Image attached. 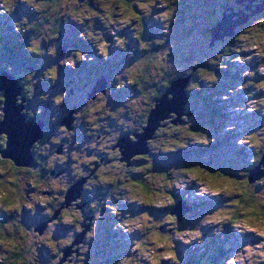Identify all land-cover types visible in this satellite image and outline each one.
Masks as SVG:
<instances>
[{"label":"rangeland","instance_id":"obj_1","mask_svg":"<svg viewBox=\"0 0 264 264\" xmlns=\"http://www.w3.org/2000/svg\"><path fill=\"white\" fill-rule=\"evenodd\" d=\"M102 1L100 4L95 1L96 4L102 7L100 11L91 12L85 8V5L80 10L95 18L93 22L89 21L91 27H94L93 24L97 21L101 23V26L97 24L96 27L102 31L107 45L104 44L105 46H102L100 42L84 40V46L81 49L76 47L70 49L69 47L52 54L49 47L48 51L43 52L44 54L41 53L40 59L44 65L47 68L52 66L51 70L56 69L57 71L56 85L54 88L43 92L45 96L40 93L43 96L42 99H35L34 104L30 106V108L33 107L31 108L33 111L41 114L42 110H45L46 106L50 105L52 107V114L50 115L52 119H57L60 113L63 112V108H65V111L69 109L70 112L71 107L76 106L79 109L76 123L78 122L77 127L82 132L88 131L87 128L91 126L83 124L82 127L81 121L90 123L94 118L93 112L89 111L92 107L87 106L91 105V103L86 104L83 95L87 93L90 86L94 85L93 82L96 81V76L93 75L106 72L104 71L105 68L101 67V62H99L101 58L99 57H103L101 55L104 54L110 62L116 61L113 63L114 65L112 64L108 68L109 73L116 75L124 71L122 66H125V64L121 65L122 62L120 60L122 57L128 59L125 62L129 63L130 59L136 60L142 56L131 50L132 47H135L134 41L130 36V31L133 29V24L131 23L132 15L123 13L122 7L112 9L111 5L113 3L111 0ZM129 1L131 3L132 0ZM198 1L203 3V9L194 10L189 2L185 3V5L188 6L186 9L187 15L190 18L198 17L199 20H208L212 16L216 17L222 6H229L231 3V0ZM141 2L142 4L150 5L145 10L144 16L147 19L151 18L154 23V29L164 30L163 26L165 27L168 20L164 14L171 9V3L173 4L174 0H141ZM85 3L87 1L83 2V4ZM135 7L137 8L136 5ZM105 10L112 12L114 15L107 23L103 20L106 24L102 22ZM193 14H198L199 16ZM0 16L7 18L11 25H13L12 21L18 19L16 12L5 11L1 5ZM29 18H33V16L29 15ZM11 19L13 20L11 21ZM70 23L73 22L71 21ZM85 23L84 20H81L77 27L72 24L76 29L73 31L74 38L81 37L82 30L84 31V29L89 27ZM179 25L177 21L172 24L170 42L173 45L184 44V42H181V38L176 36L180 31ZM241 25H239L240 27L237 26L240 32H238V36L234 37V46H241V49L236 53L237 60L233 64L234 69L241 75V78L235 80L226 79L222 77L221 73L214 74V77V75H209L207 72L203 76L195 78L197 83L204 85L202 91L207 93V99L209 100L203 102L197 99L194 112L200 119L199 123L203 125L200 131H204L210 140L205 143L206 140L204 138L202 140L198 137L197 140H193V143L197 147H207L208 152L203 162L208 163L212 161V157H216L211 165L222 167L224 172H221V168H217L221 172V176L215 177L216 174L212 176L205 172V167H199V169L195 167L192 170H186L182 168L179 162H176V160H183L178 158L166 164V167H170L169 175L155 172L158 170V165L155 163L151 172L130 171L124 176L120 164L107 163L104 168L108 169L110 174L121 178V180L115 187L110 189V192L104 190V188L99 190L100 188L96 187L94 191L92 190L93 197H91V202L93 205L90 206L95 214V221L91 232L95 231L96 236L94 241H88L86 239L88 234L85 233L82 238V240L85 238L84 242L80 241L83 246L85 244L90 245L89 264H98L101 257L104 258L105 264H115V260L118 258L133 260L137 264H151V261L147 259L148 256L159 257L157 264H190L189 262L197 258L205 263L207 262V264H264V235H262L264 233V213H262V210L247 206L239 221H230L227 217V215H231L230 212L234 209L233 206H226L228 199L234 200L232 197L233 193L241 191L243 187L241 182L246 177L252 153L257 152L259 144L264 145V114L261 112V109H264V93L263 89L260 88V84H264V16H252L248 26L241 27ZM0 32L1 34L7 33L6 29L0 30ZM191 32L192 35L189 37L191 42L196 43L198 46L203 45V40L198 35L193 34V30ZM122 40H127V42L120 46V41ZM224 42L231 45L230 38L226 37ZM2 44L3 42L0 45ZM193 50V48L187 49L190 54ZM168 67L169 71L180 72L182 70L185 71L188 65L187 61L183 63L177 57V63L169 64ZM64 72L69 73L72 84H68V78L65 77ZM107 82L108 86L106 87H111L109 86V81ZM197 83H193L192 87L197 86ZM99 85L102 86L100 83ZM11 90L13 93L16 92L15 87H12ZM111 90H114L111 94L115 96L112 102L114 104L122 102L120 98L122 95L119 94L121 89L112 88ZM36 95L38 96L39 94ZM80 95L82 98H80ZM127 95H130L129 92ZM60 97L62 98V104L57 103ZM137 99L138 97L136 96L131 97L134 103H136ZM176 100V106L167 107L170 111L176 108L180 111L182 110L185 101L184 95L181 93ZM207 101L210 102L208 107L205 106ZM17 103L18 106H21L23 102L17 101ZM129 103L131 102L129 101ZM134 103L133 107L136 108ZM250 108L253 111L250 112L248 110ZM131 115L124 120L127 123L122 122L124 128L138 127L134 125L136 120L133 121ZM37 128L36 132L39 134L41 132L40 124L37 125ZM97 128L98 126L95 127V129ZM226 128H230V130L225 131ZM185 130H183V133ZM51 133L52 136L59 137L57 131ZM95 139L96 137L94 141L92 139L87 141L89 148L92 150L96 148L95 142L100 141L98 137L97 140ZM137 141L134 140V142ZM151 143L157 146V138ZM81 144V149L87 148L85 142ZM101 145H104V142L99 144L98 151H100ZM153 145L151 147L156 149ZM38 150L42 156H46L48 153L51 154L48 158L46 157L48 161L53 160V157L57 158L58 155L63 157L65 154L63 149H61L63 154H59L61 153L60 151L55 154L57 147L53 148V146L46 143L38 146ZM244 155L246 156L244 157ZM239 159L242 160V163H240ZM25 161H28V159L25 158ZM208 164L210 165V163ZM258 169L257 171L264 172L263 165H260ZM9 178L13 179L14 176L11 175ZM53 179L58 178L48 176L37 183L47 185ZM135 180L141 183L144 181L149 187V193L144 194L139 186H135ZM261 180H264V175L258 181L259 186L262 185L260 183ZM21 183H24L23 189L20 187ZM17 187L19 188V193L21 191L24 192L25 199H30V194H38L46 196L52 201L53 192L55 191H40L38 188L32 187L25 176L16 181V191ZM262 190H255L253 194L255 196L262 195ZM71 193L77 194V191L74 190ZM186 203L191 204L193 208L191 211L184 213L187 209ZM177 204L182 209H179L178 220L176 221L169 216L165 209L168 207L176 208ZM106 206H109V209H114L113 214L109 210L105 211ZM20 207L21 210L15 212V217H12L14 220H10V222L22 221L24 226L26 224L24 237L17 241L4 239L0 248H9L12 251L15 248H19L20 251L18 252H22L23 257H35V259H29L31 261L29 264H36L37 260L39 264H48L49 259H52L51 256L55 253L52 251L53 245L59 246L57 241L72 239L73 236L74 239H77V235L83 233V230L77 232L73 224H64L62 222L63 216H60L58 220H55L56 218L47 220V213L42 215L40 211V209H48L47 205H34L33 209H26L23 204ZM240 209L243 210L245 207L241 206ZM73 212L70 210L69 214L72 215ZM10 213L12 214L13 212ZM11 214L6 215V218L10 217ZM107 214L111 215V217L106 216ZM172 214L176 216L175 212ZM133 221L136 223H133ZM117 224L122 225V228L113 231V227ZM27 227L30 229L32 227V229L34 228V230L37 229L38 231L40 229L42 233L38 235L36 231H27ZM105 228L112 230V234L109 236L105 235L107 231ZM128 228H132V231H127ZM160 228L161 231H158ZM227 233L234 234L238 243L232 244V242L228 241ZM40 237L45 239L40 240ZM6 241L9 242L7 245ZM117 241L121 242L119 244L126 243L124 249H115ZM133 241L136 242L134 243ZM21 242L26 247H21ZM136 245H140V247L137 248ZM219 245H222L224 257L211 259V255ZM71 247L72 244L68 246L69 249ZM224 248H229V250L225 251ZM30 249H35V251L29 252ZM133 249L135 250L133 251ZM69 264H74V262Z\"/></svg>","mask_w":264,"mask_h":264},{"label":"trees","instance_id":"obj_2","mask_svg":"<svg viewBox=\"0 0 264 264\" xmlns=\"http://www.w3.org/2000/svg\"><path fill=\"white\" fill-rule=\"evenodd\" d=\"M85 1H87V3L83 4ZM95 1H97L96 3L98 4L103 2L102 0H31V2H29V0H7V3H5V0H0V5L3 6L5 11H14L18 14L17 20L12 21L13 19H11L14 26L9 24L10 22L7 18H2V16H0V30L3 31L6 29L7 33L5 34L8 36L7 37L0 32V42H3V44L0 45V72L5 71L13 75L14 79L17 80L21 86L18 101H21V99L24 100L22 113L25 115L26 120L41 121L43 124L42 136L32 144L30 150L35 165L34 167H17L11 159L2 158L0 155V188L6 185L9 189H15L16 181L22 176L27 177V181L32 180L35 183L48 176L58 178L59 180L61 179V181H66L71 184V188L67 192H64L62 189H56L53 192L52 202L47 205L48 208L53 210L50 213H47L46 218L47 220L52 218L58 220V218L63 216L64 213L69 214L70 210L74 212L78 210L83 219L78 220L76 224H79L80 229L84 230L83 225L86 220H89L86 228L87 234L91 232L93 222L95 221V214L90 206L93 205L91 202L92 199L89 204L83 205L81 203V191L78 195L71 198H69L68 195L74 185L82 179L84 182L81 189L83 190V187L86 186L85 193L86 197L89 199L93 197L92 190L94 191L96 188H100L99 190L104 188V190L110 192V189L115 187V185L120 182L121 178L110 174L109 170L104 168L107 163L114 165L120 164L124 176L130 171L140 170L143 171V173L148 171L151 172L154 169L153 164L155 163L158 165V170L155 172L169 175L170 167H166V164L169 161H175L178 158H182L183 160H176V162H179L182 168L186 170H192L195 167L197 169H199V167H205V172H208L212 176L215 174V177L221 176V172H224L223 168L211 165L213 159H216V157H212V161L208 162L210 165L205 163V161L203 162L206 158L205 155L208 152L207 147H197L193 143V140H197L198 137L202 140L205 139L206 142L210 140L204 131H200L203 125L199 123L200 119L194 112V106L197 99L203 102L209 100L207 99V93L202 91L204 85L202 86L197 83L195 78L203 76L205 72L209 75L221 73V75H223L222 77H225L226 79L235 80L241 78V75H239L233 67L234 61L237 60L236 53L241 49V46H234V37L238 36V32H240L239 29H236L234 35L231 36V45H228L224 42L226 38L224 40L212 42L209 28L217 25L225 10L228 13H236L241 11L245 7V4H250L251 8L256 9L257 5L264 2V0H253V2L249 3L246 0L244 3L239 4L238 0H231L229 6L224 5L221 7V10H219L220 12L216 17L212 16V18H209L208 20H199L198 17H192V19L187 15L186 9L188 6H186L185 3L189 2L192 4L194 10L203 9V3L198 0H174L173 4L171 3V9L164 14L168 19L165 27L163 26L164 30H157L154 29V23L151 21V18L147 19L144 16L145 10L150 7L149 4L144 3V5H148V7L142 8L140 7L142 4L141 0H132L131 3L129 0H111L113 3V5H111L112 9L122 7L123 13L132 15L131 23L133 24V29L130 31V36L134 41L135 47H132L131 50L142 56L138 57L136 60L130 59L128 61L129 63L125 62L128 59L122 57L120 60L122 62L121 65L125 64V66H122L124 71H122L121 74L116 75L111 74V72L109 73L108 70V68L116 61L110 62L104 54L101 55L103 57H99L101 58V61H98L101 62V67L105 68L104 71L106 72L93 76H96V81L100 80L101 77L105 78L109 81V86L111 87L103 88L101 91L96 92L93 97L89 96L91 89H88L87 93L83 95L85 103H91V105L87 106L92 107L89 111L93 112L94 118L90 123L83 120L81 121L82 127L83 124L91 126L87 128L88 131L82 132L77 127L78 122L76 123L78 117L77 112L79 110L76 106H72L70 112L69 109L65 111V108H63V112L60 113L57 119H52L50 117L52 114V107L50 105H47L45 110H42L41 114L33 111V109H31L33 107L30 108V106L31 104H34L35 99H42V95H44L43 92L54 88L56 85L57 71L56 69L51 70L52 66L47 68V66L44 65L40 59L41 53L44 54L43 52L48 51L49 47L52 54L60 52L63 49H68L69 47L70 49L74 47L81 49V47L84 46V40L100 42L102 46L107 45V41L105 40L102 31L96 27L97 24L101 26V23L97 21L93 24L94 27H91L89 21L93 22L95 18L80 10V8L85 5V8L91 12L100 11L102 7L96 4ZM29 15L33 16V18H29ZM193 15L199 16L198 14ZM252 16H264V10L258 11ZM252 16L248 21L242 24L241 27L248 26L250 20H252ZM113 17L114 15L112 12L105 10L102 22L105 20L107 23ZM81 20H84V23L86 22L85 24L89 27L84 29V31L82 30L81 37L74 38L73 31L76 29L72 24H75L77 27ZM71 21L73 23H70ZM174 21H177L178 24H180L178 27L180 31L176 36H179L181 42H184V44L173 45L170 42L172 37L171 28ZM192 30L193 34L198 35L203 40V45L198 46L196 43L191 42L189 37L192 35ZM126 42L127 40L120 41V46H123ZM33 48H35V51H33ZM189 48L194 49L191 54L187 51ZM177 57L180 58L183 63L187 61L188 68L185 71L172 72L168 70L169 64L177 63ZM63 74L68 78V84H72V81H70L71 76L68 75L69 73L67 74L64 72ZM28 77H31V79ZM185 77H188V81L184 88L186 101L180 115L178 116L177 113L171 112L169 113L168 118L160 120L153 135L146 142L147 151L133 154L126 159L120 148V141L122 138L128 135L131 140H136L134 134L140 135L144 133L149 125L151 112L164 93L177 79ZM193 83H197V86L192 87ZM112 88L121 89L119 94L123 96L120 97L122 102L116 104L112 102L115 97L111 94L114 92V90H111ZM260 88L263 89L264 93V84H260ZM128 92L130 95H127ZM40 93L42 95H40ZM36 94L39 95L37 96ZM0 96L4 97V91L0 92ZM132 96L138 97L136 103L131 100ZM169 97L171 96L169 95ZM80 98H82L81 95ZM3 101L4 99L0 100V103H3ZM129 101L131 103H129ZM59 103L62 104L61 97ZM133 103L136 105V108L133 107ZM201 104L203 105V103ZM208 104L210 105L209 101L205 103V106L208 107ZM68 113L71 114L73 118L70 127L61 122ZM130 115L133 121L136 120L134 125L138 127H123L122 122ZM214 116L218 117L216 115ZM123 123L127 122L124 121ZM96 126H98L97 129H95ZM183 130H185L184 133ZM56 131L59 134L58 138H56L55 135L52 136L51 133ZM95 137V140H97L98 137L100 141L95 142L96 148L92 150L89 148L87 141H91V139L94 141ZM156 138L158 144L157 146H154L151 142L154 141V139L156 140ZM5 142L6 136L4 134L0 135V150L4 149ZM84 142L87 144V148L81 149V143ZM101 142H104V145H101V149L98 151ZM43 143L53 146V148L57 147L55 154H58V152H61V149H63V151H65L64 156L59 157L58 155L56 159L48 161L46 157L48 158L51 154L48 153L46 156H42L38 150V146H41ZM152 145L156 149H153L151 147ZM257 148V152L252 153L246 177L244 181L241 182L243 186L241 191L233 193L232 197L234 200H231L230 198L228 199L226 206H233L234 208L230 212L231 215H227L228 220L230 221H239L241 216L245 213L247 206L254 209H261L262 213H264V184L260 186L258 185V181L262 175L258 179H254V176L251 174V171L254 170L260 161L263 160L264 156V145L259 144ZM49 151L52 152L50 149ZM59 154L63 153L61 152ZM245 156L246 155H244V157ZM239 160L240 163H242V160ZM50 163L51 167H49ZM217 168H221L223 171L221 170L220 172ZM62 169H69L70 173H65L64 175V173H61ZM33 173H35V176L32 175ZM11 175L14 176L13 179L9 178ZM74 178L76 179L75 181L73 180ZM134 185L139 186L144 194L149 193V187L144 181L141 183L135 180ZM261 189H263L262 195L255 196L253 194L255 193V190ZM11 194L14 195L10 192V198L12 197ZM15 195L19 196L18 187L17 191L15 190ZM54 197L55 199H53ZM61 197H63L62 202L60 201ZM77 199L80 201L79 204L76 203ZM168 199L171 200L170 197H168ZM241 206H244L245 209L241 210ZM105 209V211L109 210L111 214L114 212V209H109V206H106ZM172 209L173 207H168L165 210L169 213L171 218L177 221V216H173L171 213ZM19 210H21V207ZM16 211V209L4 211L3 207H0V218H2V220H0L1 246L4 239L17 241L24 237L26 224L24 226L22 221L10 222V220H14L12 217H15ZM10 212L13 213L11 214ZM87 213H91V215L87 216ZM8 214L11 215L6 218V215ZM106 216L111 217V215L108 214ZM166 222L168 221L166 220ZM73 227L75 228V224H73ZM9 228H11V231H9ZM105 229L107 230L105 235L109 236L112 234V230ZM29 230L36 231L38 235H41L42 233V230L38 231L37 229H32V227L31 229L27 227V231ZM158 231H161V228ZM229 234H226L228 235L227 240L232 242V244H237L238 240H235L234 234ZM84 239L82 242H84ZM71 240V254L66 257H64V251L71 244L66 245L63 249H60L59 246L56 245L57 252L51 257L55 258L62 253L57 264H65V262H67V264L73 263V260L70 258L83 253L82 242L78 245L74 244V236ZM133 242L135 243L136 241ZM116 243L117 246H115V249L119 250L122 248L124 249L126 245L125 242L119 244L121 242L117 241ZM222 245H219L217 249H215L211 255V259H219L223 256L224 250H222ZM224 249L225 251L229 250V248ZM32 250L35 249H30L29 252ZM0 251H2L0 252V264H6L7 261H11V264H24L25 257H23L22 252H14L9 248H0ZM113 251L115 250L113 249ZM30 262L31 261L29 260L28 264ZM189 263L207 264V262L205 263L198 258Z\"/></svg>","mask_w":264,"mask_h":264},{"label":"water","instance_id":"obj_3","mask_svg":"<svg viewBox=\"0 0 264 264\" xmlns=\"http://www.w3.org/2000/svg\"><path fill=\"white\" fill-rule=\"evenodd\" d=\"M244 1L246 0H238V3L242 4ZM247 1L249 3L253 2V0H247ZM262 10H264V2H261L259 5H257L256 9L251 8L250 4H246L241 11L236 13L233 12L228 13L225 10L222 13V18L219 20L217 25H214L211 28H209L212 42L217 40H224L226 37L231 38V36L234 35L236 29L238 28L237 26L245 23L251 18L253 14ZM187 81H188V77L177 79L172 84V86L164 93L162 98L159 100V102L156 104L155 108L151 112L149 125L145 129V132L140 135L134 134V136H136V140H138L137 142L131 140L128 135L122 138V140L120 141V148L126 159H128L133 154L139 153L141 151L143 152L147 151L146 142L153 135V132L157 128L160 120L168 118L169 113L171 112L177 113L178 116L180 115L181 111L179 109L176 108L170 111L167 107L176 106L177 104L176 98H178L181 93L184 95V100L186 101L184 88ZM99 83L102 84V86L99 85ZM11 86L15 87L16 89L15 93L12 92ZM106 86H107L106 80L104 78H101L100 80L96 81L95 86L92 88L91 92L89 93V96L93 97L96 92L101 91ZM1 91H4L3 104L6 105L5 106L6 119L0 121V135L4 134L6 136V142L4 149L0 150V155L2 158L11 159L14 162L15 166L17 167H22V166L34 167L35 165L33 163L30 150L32 144L39 137L42 136L43 124L41 121L26 120L25 115L22 113L24 105L22 103L21 106H18L17 103L18 97H16V95L18 96L20 95L21 86L19 85L18 81L14 79L13 75L5 71L0 72V92ZM169 95L171 97H169ZM21 102H24V100L21 99ZM67 119H69V121H67ZM61 122L70 127V124L73 122V118L71 114L63 118ZM39 124L41 126V132L38 134L36 132V129H38L37 125ZM131 148L133 149L129 152ZM25 158H27L28 161H25ZM260 165L264 166V156H263V160L260 161V163L254 168V170L251 171V174L252 176H254V179H258L264 173L262 171L260 172L257 171L259 170L258 168ZM83 182L84 180L82 179L81 181H78L74 185V187L71 189L68 195L69 198L76 196L80 193ZM74 190L77 191V194L71 193ZM179 209L181 210L182 208H180L177 204V207L176 208L174 207L173 211L171 212L172 213L175 212L177 216L178 212L180 211ZM190 209L191 208L187 206V209L185 210L184 213H186ZM88 222L89 220H86L85 224L83 225L84 226L83 233L77 235V239L76 238L74 239V244H78L82 240L83 234L86 233ZM69 254H71V248L70 249L68 248L64 251V257L68 256Z\"/></svg>","mask_w":264,"mask_h":264},{"label":"clouds","instance_id":"obj_4","mask_svg":"<svg viewBox=\"0 0 264 264\" xmlns=\"http://www.w3.org/2000/svg\"><path fill=\"white\" fill-rule=\"evenodd\" d=\"M162 6V5H161ZM140 7L142 8H147L148 5H144L141 4ZM33 51H35V48H33ZM29 79H31V77H28ZM4 97L0 96V100H3ZM57 103H59V101H57ZM5 104L0 103V121H3L6 119V112H5ZM250 112L253 111L252 108L248 109ZM37 112H39V110H37ZM262 114H264V109H261ZM230 128H226L225 131H229ZM206 143V141H205ZM53 159H56L55 157H53ZM49 167H51V163L49 164ZM33 176H35V173L32 174ZM32 187L38 188L40 191H44V192H48V191H53L56 189H62L64 192H67L70 188H71V184L67 183L66 181H60L59 179H53L51 180L47 185H45L44 183H35L32 180H28L27 181ZM260 183L264 184V180H261ZM21 189L24 188V183H21L20 185ZM12 192L14 195L10 198L9 197V193ZM55 199V197L53 198ZM63 197L60 198V201L62 202ZM52 201L49 200L48 197L46 196H41L38 194H30V199H25L24 198V192L21 191L19 193V196L15 195V189H9L7 188V186L5 185L3 188H0V207H3L4 211H9L12 209H16L17 211L20 209L21 204L24 205V207L26 209H33L34 205H48L49 203H51ZM79 200L77 199L76 203L79 204ZM53 209L48 208V209H40L41 214L44 215L46 213H50ZM83 217L81 216L80 211H75L72 213V215H69L67 213H64L63 217H62V222L64 224H75V230L77 232H79L80 229V225L76 224V221L78 220H82ZM133 223H136L135 221H133ZM122 228V225L117 224L113 227V231H116L117 229ZM9 231H11V228H9ZM127 231L131 232L132 228H128ZM22 234V232H21ZM95 231L90 232L86 239L88 241H94L95 240ZM40 240H44V237H40ZM6 241V245H7ZM59 248L63 249L66 245L71 244L72 240L71 239H64V240H59L57 241ZM21 247H26V245H24L23 242H21ZM137 248L140 247V245H136ZM135 249H133L134 251ZM14 252H18L20 251L19 248H15L13 249ZM35 251V250H33ZM53 252H57V248L55 245H53L52 248ZM82 252L83 255H78L75 257H71L70 259L73 260L74 264H89V260H90V245L89 244H85L82 248ZM60 255H62V253H60L59 255H57L55 258L49 259L48 264H57V262L60 259ZM29 259H35V257H25L24 260V264H28ZM147 259L149 261H151V264H157V261L159 259V257H153V256H148ZM6 264H11V261H7ZM36 264H39V261H36ZM65 264H67V262H65ZM98 264H105V260L103 257L100 258ZM115 264H137L136 261L133 260H128V259H124V258H118L115 260Z\"/></svg>","mask_w":264,"mask_h":264},{"label":"flooded vegetation","instance_id":"obj_5","mask_svg":"<svg viewBox=\"0 0 264 264\" xmlns=\"http://www.w3.org/2000/svg\"><path fill=\"white\" fill-rule=\"evenodd\" d=\"M88 89H91V86L88 88ZM89 93V92H88ZM86 97V96H85ZM70 170L69 169H62L61 170V173H70L69 172ZM60 173V174H61ZM74 181L76 180L75 178L73 179ZM85 191H86V186H84L83 187V190L81 189V198H82V200H81V203L83 204V205H87V204H89V202L91 201V198L89 199L88 197H86V193H85ZM86 197V198H85ZM88 215H91L90 213H87V216ZM42 221H44V220H42Z\"/></svg>","mask_w":264,"mask_h":264},{"label":"snow or ice","instance_id":"obj_6","mask_svg":"<svg viewBox=\"0 0 264 264\" xmlns=\"http://www.w3.org/2000/svg\"><path fill=\"white\" fill-rule=\"evenodd\" d=\"M29 2H31V0H29ZM5 3H7V0H5ZM262 235H264V233H262Z\"/></svg>","mask_w":264,"mask_h":264}]
</instances>
